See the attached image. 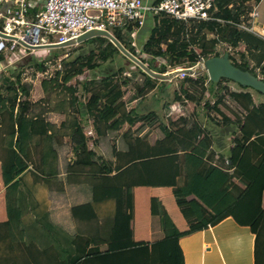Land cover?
Instances as JSON below:
<instances>
[{
  "label": "trees",
  "instance_id": "16d2710c",
  "mask_svg": "<svg viewBox=\"0 0 264 264\" xmlns=\"http://www.w3.org/2000/svg\"><path fill=\"white\" fill-rule=\"evenodd\" d=\"M247 1L215 0L213 16L224 22L194 21L187 25L179 20L161 17L144 43L143 49L149 57L138 55L130 35L133 31L130 25L114 30L113 35L149 68L160 73H164L168 67H192L200 57L228 53L235 66L264 80V38L236 25L245 20L246 14L252 10L246 5ZM253 1L257 4L260 0ZM40 9L39 4L31 6L29 13L33 15ZM207 30L214 35L209 48H204ZM89 44L94 47L82 57L68 61L62 58L60 64L63 68L56 73L63 82L61 88L69 94L70 106L80 107L79 115L89 117L98 137L118 132L124 124L130 128L139 120L148 118L147 113L138 111V104L127 109V102L142 101L156 87L158 80L133 63L131 65L135 69H129L124 64L113 68L114 56L123 55L107 38L92 37L79 43L78 47ZM189 45L201 46L203 54L197 55L187 50ZM228 46H231V51ZM56 55L55 52L53 56ZM4 56V52L0 51V63L4 62ZM33 59L25 57L19 65L24 62L36 71L44 72L45 62L39 65L33 63ZM155 59L162 60L160 67L152 66ZM19 67L22 69V66ZM19 67L14 65V71L0 75V101L5 98L11 108L17 106L14 119L10 115L12 124L9 132L21 131L31 105L29 96L32 85L22 80ZM97 69L101 72L100 77L92 72ZM85 71L90 72L85 80L67 84L71 77ZM204 80H208L210 89L204 86ZM224 81L227 79L213 83L206 73L196 77L184 74L179 88L181 94L175 93L172 101L185 100L199 106L202 95L207 91L213 92L216 87L218 90L213 95L218 99L211 107L221 118H216V115L202 123L180 117L184 124L172 130L158 119L156 113H151L149 120L159 122L162 137L149 143L142 136H133L128 128L122 133L125 149L115 151L116 147L112 146L116 154L121 152L118 155L121 164L115 167L98 162L95 152L88 149V137L84 134L83 126L74 124L70 140L75 159L66 166V171L70 173L88 167L93 180L92 201L96 203L113 198L116 203L114 216L102 230L95 228L94 234L83 236L71 234L46 218H33L30 223H21L19 218L28 205L9 206L8 219L3 222L5 231L2 235L0 232V237L9 240L7 245L8 249L13 250V257L4 264H184L180 237L215 225L228 216L240 225L249 226L255 234L256 259L259 254L263 258L261 262L257 259L255 264H264V103H254L250 91L242 86L240 91L225 88V92L220 93ZM127 90L130 91L128 101L124 98ZM217 93H220L219 96ZM226 95L240 111L230 109L231 115H228L221 109V106H225ZM209 105L210 102H203L200 114L207 117L206 107ZM167 107L169 103L165 105ZM203 128L208 130L205 135ZM29 130L34 134H45L44 119L40 116L32 119ZM227 136H230V144L226 149L223 137ZM19 142L17 139L16 147ZM53 142H56V137H53ZM6 150L3 167L5 184L28 166L22 156L17 157L15 148ZM25 155L28 156L29 151ZM34 166L41 172L39 165L34 163ZM114 170L117 171L114 175H106ZM102 173L106 174L102 176ZM138 185L172 187L176 205L187 222V228H177L160 201L152 197L151 214L159 217L156 219L161 235L153 242L135 240L132 189ZM191 194L197 195L205 205ZM207 206L212 207L215 213L210 212ZM70 212L73 218L81 221L96 219L91 203L72 206Z\"/></svg>",
  "mask_w": 264,
  "mask_h": 264
},
{
  "label": "crops",
  "instance_id": "0c3cea01",
  "mask_svg": "<svg viewBox=\"0 0 264 264\" xmlns=\"http://www.w3.org/2000/svg\"><path fill=\"white\" fill-rule=\"evenodd\" d=\"M143 1L144 3L150 4L156 0ZM42 3L43 1L39 0L34 6L36 7L39 4V7L42 9ZM260 5H262L261 9ZM254 8L258 10L257 17L258 15L260 16L258 21L255 18L254 30L259 31L262 28L264 29V25L260 23L264 21V0H260ZM147 21L150 24V28L156 23L153 17H146L143 25ZM257 25H259L258 28ZM255 31L251 32L261 36ZM261 37L264 38L263 36ZM20 61L13 65L19 67ZM46 85L41 82V87L36 90L39 95L45 94L46 91L44 88ZM32 89L33 85L30 89L29 96L31 105L24 117L21 131H8L12 124L10 115L14 119L17 113V106L11 108L5 98L0 101L1 235L5 231V224L3 222L8 219L7 207L25 205H28V209L26 208L22 217L19 218L21 223H30L33 218H46L47 221L71 234L79 233L83 236L94 234L95 228L96 230L97 228L102 230V228H105L106 222L109 223L111 218H113L116 203L113 198L96 203L92 201L93 180L88 167H84V169L78 168V171L70 173L66 171V166L71 164L75 159L72 151V142L70 140L74 129L73 125H83L84 122L88 121L90 127L88 135L90 136L86 134L87 132H84L87 135L86 137H88V149L95 152L96 157L99 158L98 162L102 164H112V167L120 165L118 155L121 152H117L116 154L115 151H123L125 148L115 146L116 150L113 151L111 146L110 153L106 152L104 150V143L107 142V137H98L95 133L92 134L94 131L92 130L91 120L87 115H79L78 108L80 107L78 105L70 106L69 94L64 89L62 90L68 95H66L67 103L64 102L65 100H55V103L53 99H50L49 107H39L38 109H35V105H32L35 102L33 99L34 95H31ZM247 90L250 91L254 103H258V101H260L259 103H264L263 96H259V94H256V92H253L254 90L249 88ZM73 111H75L78 119L75 117ZM37 116L44 119L46 127L45 134H34L29 130L31 120ZM53 137H56V142H53ZM17 139L20 141L18 147H16ZM66 145L69 148L67 157L66 152H63ZM12 148H15L17 157L22 156L27 161L28 166L19 172L14 179L5 184L3 167L4 161L7 158L6 149L9 151ZM28 151L29 155L27 156L25 153H28ZM205 152L207 153V150ZM34 163L40 166L41 172L34 168ZM231 170L229 169L228 171ZM116 172L114 170L109 174L102 173L101 175L106 174L112 176ZM132 193L135 240L153 242L161 235L160 225L156 219L159 217L151 214L150 205L152 197L160 201L177 228L180 230L187 228V222L176 205L172 187L138 185L133 187ZM191 197L196 198L200 203L204 204L197 195L191 194ZM85 203L92 204L96 213V219L81 221L71 216L70 208L72 206ZM262 208L264 211V190L262 193ZM207 209L215 213L212 207L207 206ZM93 223V229H89L88 225ZM76 224H82L83 229H76ZM101 224H104V226L101 227ZM4 240L6 241L4 244L5 247H8L9 240ZM179 245L183 252L184 264H255L257 260L255 234L250 230L249 226L238 224L231 216L224 218L215 225H208L201 230L180 237Z\"/></svg>",
  "mask_w": 264,
  "mask_h": 264
},
{
  "label": "built area",
  "instance_id": "2783aa9c",
  "mask_svg": "<svg viewBox=\"0 0 264 264\" xmlns=\"http://www.w3.org/2000/svg\"><path fill=\"white\" fill-rule=\"evenodd\" d=\"M37 1L0 0V33L14 37L0 36V50L9 51L18 46L16 52L4 56L3 64H14L28 56L44 59L51 55V48L41 46L63 44L91 29L107 30L113 34L114 30L130 25L133 32H137L147 15H152L156 22L161 17H168L187 25L194 21L224 22L213 16L215 0H156L150 4L143 0H43L42 9L31 15L29 7H33ZM257 14L258 10L254 8L246 14L247 19L236 25L247 31H255ZM255 32L264 37L263 28ZM5 41L10 45L6 46ZM142 49L143 46L137 53L143 58L149 57ZM228 50H232L231 46H228Z\"/></svg>",
  "mask_w": 264,
  "mask_h": 264
},
{
  "label": "rangeland",
  "instance_id": "374dc122",
  "mask_svg": "<svg viewBox=\"0 0 264 264\" xmlns=\"http://www.w3.org/2000/svg\"><path fill=\"white\" fill-rule=\"evenodd\" d=\"M263 4V3H262ZM247 6H250L251 9L253 10L255 6H257V4L254 3L253 0H249L246 2ZM262 8V5H260V9ZM251 10V11H252ZM148 17L152 18V15H148ZM248 18V17H247ZM245 18V19H247ZM260 18V16L258 15V17H256V20L258 21V19ZM153 20V19H152ZM261 24L264 25V21L260 22ZM153 24V23H152ZM259 24V25H261ZM150 24H148V21L146 22L145 25H143L140 30L136 33V32H131L130 35L133 38V42L135 43V49L137 50H141L142 46L144 47V43L147 41V38L150 34V30L152 29V27L155 25V23L151 26H149ZM259 25H257V28L259 27ZM213 33L211 31L207 30V35L206 38L203 41V44H205L204 48H209L210 46V39L213 37ZM6 46L10 45V42L5 41ZM78 44H72L69 46H65V47H59V48H51V55L49 56H45L44 59L42 58H37V57H33L34 61L33 63H37V64H42L43 62H45V70L44 72H39L36 71L34 69V67L32 66H28L26 63L21 62L20 65L22 66V80L28 83H31L33 85V89L31 91V95L33 94L34 97V103L32 105H35V109L40 108H46L49 107L48 104L50 102V99H53L54 102L55 100H61L64 102H68L67 100V94L62 90L61 85L63 82L60 80L61 77L56 76L57 71L61 70L62 68L59 67V63L60 60L62 58H64L65 61L68 60H74V59H78L80 57H82L84 54H86L91 48L94 47L93 44H89L87 46H81L78 47ZM18 49V46H16L15 49L12 50H0L2 52H4V54L6 55L7 53L10 52H16ZM144 50V49H142ZM187 50H192L195 54L197 55H202L203 54V49L201 46L199 45H189L187 47ZM57 53L56 56H53L54 53ZM145 56L148 55L146 54V52L144 51ZM138 55H140V53H138ZM139 58V56H137ZM204 59V57H203ZM200 58V60L194 65L192 66L194 68V70L196 71V73L194 74H190L191 76H198L201 74L206 73V71L200 67L202 60ZM4 63V62H3ZM2 62L0 63V75L1 74H6L10 71H14L15 69L13 68V64L10 65H5ZM108 65V63H105V65ZM119 64H124L126 66H128L129 69H135L134 65H131L132 63L128 62L127 59H124L123 56L117 54L116 56H114V61H112V67H117ZM162 64V60H154L152 62V66H156V67H160V65ZM104 65V66H105ZM148 65V64H147ZM136 66V65H135ZM177 68H185V67H176L174 69H172L171 67L166 68L164 73H170V72H174ZM94 72L93 74H97V77H100L101 73L100 71H98V69L96 71H92ZM60 74V73H59ZM90 72L85 71L83 73H81L78 76L75 77H71L72 79L67 83V84H75L76 82H80L81 80H83V78H86L87 76H89ZM73 76V75H72ZM1 78V77H0ZM183 78V74H180L178 76L173 77L170 80H158L156 87L151 90L150 92H148L143 98L142 101H140L139 103L136 101H130L127 102V109H130L132 106L138 104V111L141 114H148V118H143L142 120H139L138 122H136L133 126H131L130 128L128 127V125L124 124L122 126V128L118 131V132H110L108 135L104 136L107 137V142L104 143V150L106 152L111 151V146H117V147H121V148H125L124 145V140L122 139V133L126 132L128 130L129 133H131L133 136L134 135H138V136H142L144 137L145 140H148L149 143H153L156 139L162 137V133L158 128V121H150V115L151 113H156L158 116L159 120H163L168 126L169 128H171L172 130H175L176 128L180 127L181 125H183L184 123L179 120L180 117H184L186 120L190 121V120H198L199 122H206V118L210 119L211 117H215L217 115L216 118L220 119L221 116L216 112V110H214V108H212V104L216 101V99H218L215 94L217 92V88L214 87L213 92L215 93L213 95V92L211 91H207L204 93V95H202L201 97V101L199 106H194L191 102H186L185 100L180 101V100H176V101H172L175 93H177L178 95L181 94L180 91V86H181V81ZM1 80V79H0ZM41 82L47 84L45 86V94L39 95V93L36 91L37 89H39L41 87ZM214 83V82H213ZM204 86H206V88L210 89L209 87V83L208 80H204L203 81ZM223 89L220 93L225 92V88H228L230 90H240L241 87L240 85L236 84L233 81H224L222 83ZM247 90V89H246ZM256 92V91H253ZM130 91L127 90L125 92V96L124 98L127 100L128 96H129ZM220 93H217V95L219 96ZM256 94H259V96H263L262 98H264V95L256 92ZM67 95V96H66ZM222 100H223V96ZM128 101V100H127ZM203 102H210V107H206L207 108V117H205V114L202 115L201 113V107H203ZM224 102H225V106H221V109L228 115H231L230 109L233 110H239L240 109L236 106V104L229 99V97L226 95L224 97ZM260 101H258L259 103ZM56 103V102H55ZM169 103V107L165 108V105ZM200 111V112H199ZM75 114V117L78 119V117L76 116L75 111H73ZM219 116V117H218ZM82 125V124H81ZM83 128H84V132H87L86 134L88 135V130H89V125H88V121L83 123ZM93 130V129H92ZM205 131L208 132V130L203 128V134L205 135ZM177 132V131H175ZM94 134V132L92 133ZM86 135V136H87ZM90 136V135H88ZM229 139L230 136L227 137H223V141L225 142V147L227 149V147L229 146ZM213 144V142H211ZM214 145V144H213ZM212 145V146H213ZM225 149V150H226ZM68 145H66V147L63 149V152H66V157H67V153H68ZM64 154V156H65ZM109 221V219H107ZM89 229H93L94 227V223L93 224H89ZM76 229L80 228L83 229V225L82 224H76L75 225ZM2 233V232H1ZM8 241V240H7ZM6 241L2 239V237H0V264H4L7 260L11 261L12 257H13V250L8 249V247H5ZM261 247V246H260ZM259 247V250L261 251L262 248ZM258 262H261V260H263L262 256L259 254L257 256ZM10 263V262H8Z\"/></svg>",
  "mask_w": 264,
  "mask_h": 264
},
{
  "label": "water",
  "instance_id": "95a60500",
  "mask_svg": "<svg viewBox=\"0 0 264 264\" xmlns=\"http://www.w3.org/2000/svg\"><path fill=\"white\" fill-rule=\"evenodd\" d=\"M31 2L32 0H26ZM43 1V0H41ZM1 37L4 38H14L12 36H7L0 33ZM105 37L107 38L117 49L118 51L128 60V62L134 63L138 68H140L144 73L154 79L158 80H170L175 76L180 74H194L196 71L193 67L177 68L174 72L170 73H160L155 70H152L145 64L140 58L131 53L112 33L107 30L91 29L79 36L74 40H70L63 44H48L41 47L44 48H59L65 47L72 44H79L92 37ZM21 42V41H20ZM23 44V42H21ZM1 47V44H0ZM29 59L32 57L29 56ZM206 71L208 79L211 82L217 83L222 78L233 81L238 85L254 90L260 94L264 95V80L258 76L252 74L248 70H242L239 67L235 66L229 59L228 53H224L222 56H210L205 57L200 65Z\"/></svg>",
  "mask_w": 264,
  "mask_h": 264
}]
</instances>
